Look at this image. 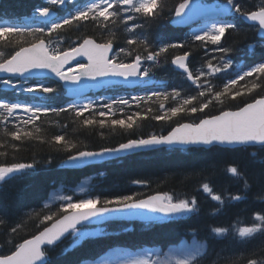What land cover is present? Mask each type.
Segmentation results:
<instances>
[{
	"label": "snow or ice",
	"instance_id": "obj_1",
	"mask_svg": "<svg viewBox=\"0 0 264 264\" xmlns=\"http://www.w3.org/2000/svg\"><path fill=\"white\" fill-rule=\"evenodd\" d=\"M166 0H44L34 6L31 12L32 25L0 23V46L13 45L8 55L0 52V187L9 179L34 172L38 166L51 165L52 160L26 162L15 154L11 160L9 149L18 153L22 145L33 140L48 143L65 153L61 163L68 169L91 165L97 161L116 159L121 153L142 149L188 151L200 146L264 145V0L259 5H250L248 0H218L208 6L195 0H180L168 8V15L175 23H187L194 14L213 15L205 19L204 26L193 32L190 40L194 47L204 48L206 58L201 67L193 70L190 66V52L187 43L173 42L165 34L153 39L141 38L145 25L159 20L165 14ZM63 15H56L57 10ZM188 10V12H186ZM248 22V28L257 37L256 44H248V49H261L258 61L246 69L234 70L232 47H225L222 38L226 33L241 32V25ZM91 23L100 31L98 40L85 34L68 42L65 46L64 30L73 26ZM122 29L124 38L121 40ZM106 33V35H105ZM198 42V43H197ZM214 46L210 50L208 46ZM173 50H181L179 54ZM218 54V55H217ZM170 63L179 74L194 86L192 92L173 87L143 89V95L92 99L86 95L88 89L108 88L116 85L148 84L154 76L153 68L161 63ZM236 69L240 66L236 65ZM232 72L222 87L212 83L219 74ZM251 78V79H249ZM53 80L55 83H53ZM76 99L63 103L61 90ZM23 97V100L20 98ZM244 97H248L244 100ZM77 100L86 101L77 103ZM158 104L159 111L148 107L128 113L133 105ZM121 113L118 118L116 112ZM62 114L78 121L83 127L111 126L131 132L139 119L150 118L166 122L170 130L166 134L128 138L116 146H100L98 150L81 148L66 135L56 134L45 139L38 122L45 116L60 117ZM87 114V115H86ZM187 118V119H185ZM175 125L172 126V122ZM51 123L58 124L52 120ZM67 127V125H64ZM226 172L234 177L245 190L251 188L249 174L233 163ZM257 199L264 204V170ZM200 184L203 193L223 206L226 201H242L244 194L216 191L208 178ZM132 185L148 187L143 179H132ZM82 194L55 197L59 206L53 208L44 203L38 212L30 214L37 219L35 233L27 238L15 239L23 229V222L8 226L9 247L0 248V264H50L49 249L54 248L67 236L71 241L63 252L81 247L90 238L106 235L102 231H89L86 226L105 221H144L146 225L170 223L188 217L197 211L198 199L195 195L183 197L170 192L146 194L140 191L115 192L110 195L91 194L84 186L78 189ZM252 223L236 227L238 242L244 243L256 233H264V208L252 214ZM6 221L0 219V225ZM229 228L216 227L212 232L223 237ZM208 247L196 239L181 252L175 264H201ZM149 253L143 259L127 264H168L154 260ZM81 264H108L106 261L84 259ZM240 264V258L231 261ZM247 264H264V253L257 256L252 252Z\"/></svg>",
	"mask_w": 264,
	"mask_h": 264
},
{
	"label": "trees",
	"instance_id": "obj_2",
	"mask_svg": "<svg viewBox=\"0 0 264 264\" xmlns=\"http://www.w3.org/2000/svg\"><path fill=\"white\" fill-rule=\"evenodd\" d=\"M202 1L205 3L218 2V0ZM42 2L44 0H0V21L32 25L34 22L27 23L25 19L32 20L30 17L34 6ZM179 2L180 0H166L165 14L159 20L145 25L141 38L147 36L149 39H153L160 34H165L170 36L173 42L187 43L188 48L184 50L191 49L189 61L190 66L195 70L200 68L202 61L210 58L212 53L206 57L204 48L194 47L190 40L192 33L188 29L170 26L171 18L168 15V8ZM248 2L250 5H259L261 0H248ZM57 11L59 15L64 14L59 9ZM241 29L239 34L226 33L222 38V44L235 49L231 53L234 65L241 63L240 67H248L258 61L261 49L259 47H256L254 51L248 49L246 45L256 44L257 37L245 23L241 25ZM85 34L98 40L101 37L100 31L91 23H84L80 27L74 25L71 30L66 29L62 33L65 38V46H68L69 41L83 37ZM119 35L121 40L114 47H118L122 43L124 38L122 29ZM12 47L13 45L0 46V52L8 55ZM213 47L209 45L208 49ZM180 52L181 50H173L175 54ZM153 73L151 81L137 87L136 90L116 87L110 88L107 93L103 92L94 96H103L106 99L110 97L128 98L131 95H143L144 88L160 90L167 88L171 91L175 87L189 93L194 88L186 80V77L174 70L170 63L162 62L159 67L153 68ZM231 76V71L227 74H219L218 78L212 79V83L217 87H222L223 82ZM61 92L63 99L60 103H63L68 99L64 96L63 89ZM0 95L12 96L10 92H0ZM20 99L23 100V97ZM243 99L247 100L248 97ZM148 107L159 111L158 104L142 105L141 109H137L133 105L128 113L131 114L138 110L146 111ZM116 115L118 118L121 116L118 109ZM52 120L58 121V124L51 123ZM175 122V120L172 122V126L175 125ZM38 125L41 128L39 135H43L45 139L62 134L81 148L87 147L89 150H98L100 146H116L128 138L165 134L170 130L168 123L157 122L150 116L147 119L137 120L131 132L120 129L118 126L115 128L108 126L103 129L98 125L83 127L78 121L74 122L72 117L64 114L60 117L45 116L38 122ZM0 139H3L2 131H0ZM13 154L26 162L33 160L43 162L50 159L53 163L51 165L41 163L34 172L11 178L0 187V219L6 221L4 225H0V248L9 247L6 235L9 225L23 222V229L15 237L17 240L27 238L30 234L35 233L39 221L30 218V214L40 211L48 200L51 190L60 188L65 192V195H73L75 190L84 186L93 195H110L115 192L128 191H140L146 194L170 192L180 197L195 195L198 199V207L197 211L190 216L170 223L154 225L138 222L107 223L99 230L106 235L90 238L83 246L65 254L63 249L71 241V237L68 236L60 244L49 249L50 264H81V261L86 258L95 260L107 250L116 247L132 250L158 247L165 250L172 245H178L183 240L192 239L194 233L196 239L208 247V253L201 260V264H231V261L236 258H240V264H247L250 253L255 252L257 256L264 253V233H256L247 238L244 243H240L233 230L236 227L251 224L253 212L264 208V204L257 199L260 194V173L264 170V146L235 149L211 147L188 151L161 148L128 155L119 159V162L116 160L83 169L60 168L65 153L57 150L53 145L41 143L39 140L22 145L18 153H13L9 149L7 159L11 160ZM233 163L249 174L252 185L249 190H245L241 183H238L226 172V167ZM205 177L208 178L216 191L244 194L246 198L242 201H226L223 206L219 205L200 189V184L205 182ZM132 179L147 180L149 186L132 185L130 183ZM80 195L82 194H75L77 198ZM50 206L54 210L59 206V202ZM216 227L229 228L230 231L223 237H216L212 232V229Z\"/></svg>",
	"mask_w": 264,
	"mask_h": 264
},
{
	"label": "rangeland",
	"instance_id": "obj_3",
	"mask_svg": "<svg viewBox=\"0 0 264 264\" xmlns=\"http://www.w3.org/2000/svg\"><path fill=\"white\" fill-rule=\"evenodd\" d=\"M200 26L198 29L200 30ZM197 30L196 32H198ZM86 101L78 102V103H84ZM74 194H80L78 190H75L73 192ZM65 195L64 192L61 191L60 188H58L56 191L50 192L49 200L47 203L50 205L54 202H59L55 200V197ZM60 203V202H59ZM89 231H99L98 228H87ZM193 243V238L189 240H183L178 245L170 247L165 253L163 257L159 254L158 251H155L154 249H139L135 251H129L127 249H121L120 247L110 249L105 254L101 255L98 259H95V261L99 262L101 260L108 262V264H127V262L132 260H138L143 259L146 256H148L149 253H152L151 258L154 260H160V261H167L168 264H175V261L179 258H181V252L186 249L190 244ZM203 243V242H202ZM154 256V257H153Z\"/></svg>",
	"mask_w": 264,
	"mask_h": 264
},
{
	"label": "water",
	"instance_id": "obj_4",
	"mask_svg": "<svg viewBox=\"0 0 264 264\" xmlns=\"http://www.w3.org/2000/svg\"><path fill=\"white\" fill-rule=\"evenodd\" d=\"M195 2H196V3H201L200 0H195ZM204 5L211 6V5H214V4H204ZM186 12H188V10H186ZM212 14H213L212 10L209 9V11L206 12V13H200V14H194V15H192V18H191L190 20H188L187 23L177 24V23L174 22L173 19H171V20H170V24H171L173 27H188V26L193 25V23H194L196 20H198V19H200V18H203V17H206V16H209V15H212ZM244 23L248 25V22H244ZM175 70L179 72V70H177L176 68H175ZM190 83H191V82H190ZM123 86H127V87H129V88H134V87H136L137 85H123ZM64 89H65V91H66L65 95L68 96V97H70V96L67 94V89H66V88H64ZM90 90L100 91L101 88H99V86H96L95 88L88 89L87 92H86V95L89 93ZM70 98H75V97H70ZM255 146H264V145H260V144H251V145L237 146L236 148H239V147H255ZM222 147H224V146H222ZM151 150H155V149H142V150H137V151H135V152L121 153V154H120V158L125 157V156H128V155L136 154V153H141V152L151 151ZM112 160H116V159H110V160H106V161H97V162L94 163V164H91V165H82L81 167H79V168H75V169H82V168H85V167H87V166L99 165V164H102V163H104V162H108V161H112ZM61 168H62V169H68V168H66L63 164H62ZM106 222H110V221H105V222H103V223H101V224H90V225H87V226L102 225V224H104V223H106ZM127 222H129V221H127ZM131 222H144V221H141V220H134V221H131ZM58 244H59V243H58Z\"/></svg>",
	"mask_w": 264,
	"mask_h": 264
},
{
	"label": "bare ground",
	"instance_id": "obj_5",
	"mask_svg": "<svg viewBox=\"0 0 264 264\" xmlns=\"http://www.w3.org/2000/svg\"><path fill=\"white\" fill-rule=\"evenodd\" d=\"M25 21L28 22V23H30V22H34V21L30 20V19H25ZM237 65L241 66L242 64L240 63V64H237ZM133 90H136V88L134 87ZM217 147L225 148V147H222V146H217ZM200 148L208 149L209 147L200 146ZM56 190H57V189H53V190H51L50 192H52V191H56ZM50 192H49V193H50ZM64 193H65V192H64ZM97 259H98V258H97Z\"/></svg>",
	"mask_w": 264,
	"mask_h": 264
}]
</instances>
